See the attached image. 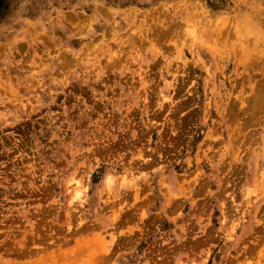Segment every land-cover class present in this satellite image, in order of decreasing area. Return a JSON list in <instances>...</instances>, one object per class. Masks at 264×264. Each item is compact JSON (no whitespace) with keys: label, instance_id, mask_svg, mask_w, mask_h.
<instances>
[{"label":"rangeland","instance_id":"1","mask_svg":"<svg viewBox=\"0 0 264 264\" xmlns=\"http://www.w3.org/2000/svg\"><path fill=\"white\" fill-rule=\"evenodd\" d=\"M0 264H264V0H0Z\"/></svg>","mask_w":264,"mask_h":264},{"label":"bare ground","instance_id":"2","mask_svg":"<svg viewBox=\"0 0 264 264\" xmlns=\"http://www.w3.org/2000/svg\"><path fill=\"white\" fill-rule=\"evenodd\" d=\"M79 194H80V192L78 191L75 197H77ZM78 197H79V196H78ZM79 199H80V198H79Z\"/></svg>","mask_w":264,"mask_h":264}]
</instances>
